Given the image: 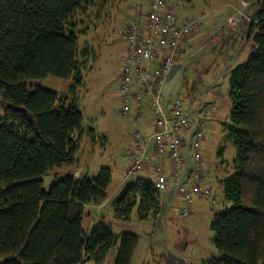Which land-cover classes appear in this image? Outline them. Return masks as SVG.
I'll use <instances>...</instances> for the list:
<instances>
[{
    "label": "trees",
    "instance_id": "16d2710c",
    "mask_svg": "<svg viewBox=\"0 0 264 264\" xmlns=\"http://www.w3.org/2000/svg\"><path fill=\"white\" fill-rule=\"evenodd\" d=\"M242 1L259 9L244 32L253 52L229 76L226 128L236 155L233 171L219 186L223 202L231 206L213 214L210 228L217 256L208 264H264V0ZM94 4L0 0V264H104L113 246L115 264H129L136 246L135 235L115 234L102 221L87 232L82 229L85 206L99 208L114 198L108 194L109 169L102 168L93 179L69 174L48 191L42 188L41 177L49 170L73 163L82 116L74 104L67 108L57 93L33 90L27 81L76 76L80 82L76 15ZM230 40L234 38L222 34L213 46L223 52L232 48L229 59L237 51L228 45ZM88 54L86 46L80 57ZM155 184L154 176L153 184L138 179L124 186L115 195V216L127 219L135 205L142 220L163 214L169 193L159 192ZM194 197L206 199L191 197L190 216ZM181 199L180 216L186 207Z\"/></svg>",
    "mask_w": 264,
    "mask_h": 264
},
{
    "label": "rangeland",
    "instance_id": "374dc122",
    "mask_svg": "<svg viewBox=\"0 0 264 264\" xmlns=\"http://www.w3.org/2000/svg\"><path fill=\"white\" fill-rule=\"evenodd\" d=\"M148 1L95 0L85 13H77L79 23L75 33L78 59L82 63L80 82L76 76L68 79L47 76L27 81V86L33 90L38 87L57 93L67 108L74 104L82 116L73 163L49 170L41 177L42 188L48 191L52 184L73 173L81 172L93 179L102 168H107L111 171L108 194L114 198L99 208L84 207L81 221L84 231L102 221L115 234L135 235L137 243L129 264H208L207 260L217 256L214 233L210 228L213 214L221 212L224 206H231V203L223 202L219 186V181L233 171L236 155L235 145L226 128L230 125L231 110L229 76L231 70L246 62L253 52L252 41H247L244 32L248 28L249 17L259 8L248 7L241 0H167L169 5L179 3L180 15H206L193 35L182 43L183 49L198 50V54L195 58L189 57L188 53L183 55L179 64L182 66L181 76L173 93L179 94L186 113L195 111L201 101L211 108L207 114L201 111L194 115L195 121L204 122V141L199 153L202 182L211 190V198L200 201L194 197L192 213L187 219L180 216L183 204L177 193L166 200L167 207L161 217L150 215L142 220L139 218V205H135L129 217L121 219L114 214L115 195L138 179L154 182L153 169L126 177L129 161L123 156L125 150L133 146V132L139 129L144 133L146 122L151 120L149 100L145 99L141 104L143 119L136 122L133 111L128 115L122 112L120 99L122 57L126 52L124 30L133 15V8L140 4L146 6ZM231 15L236 22L233 26L226 23ZM237 26L241 34H238ZM216 34L219 40L222 34L234 38L228 42L229 46H236L233 58L227 57L232 55V48L223 52L220 46L213 47L219 41ZM86 46L88 56L80 57ZM2 115L0 103V118ZM116 252V246H113L104 264H115ZM84 264L95 263L88 260Z\"/></svg>",
    "mask_w": 264,
    "mask_h": 264
},
{
    "label": "built area",
    "instance_id": "2783aa9c",
    "mask_svg": "<svg viewBox=\"0 0 264 264\" xmlns=\"http://www.w3.org/2000/svg\"><path fill=\"white\" fill-rule=\"evenodd\" d=\"M180 7L177 2L169 5L167 0H149L146 6L140 4L133 8L123 34L126 52L122 57L120 99L122 112L128 115L133 111L136 122L143 119L140 108L145 99L149 100L152 113L145 132L134 131L133 146L123 153L129 161L126 177L142 171L146 165H153L156 189L165 192L168 185L177 187L176 192L186 205L181 216L187 219L193 195L211 198V190L200 184L203 122L194 119L195 113L207 114L211 108L201 101L195 111L186 113L179 94L173 93L176 84L163 95L172 67L180 66L182 70L179 64L186 54L182 43L193 35L206 16L180 21ZM228 23L236 24L232 19ZM197 52L191 51L189 56Z\"/></svg>",
    "mask_w": 264,
    "mask_h": 264
},
{
    "label": "water",
    "instance_id": "95a60500",
    "mask_svg": "<svg viewBox=\"0 0 264 264\" xmlns=\"http://www.w3.org/2000/svg\"><path fill=\"white\" fill-rule=\"evenodd\" d=\"M248 8V7H246ZM241 21V19H240ZM181 74V68L180 66H174L172 67L170 73H169V81L166 83L164 89H163V95L166 96L174 87V85L176 84L177 80L179 79V76ZM177 191V187H175L171 194L168 197V200L171 199L172 196H174L176 194ZM165 205H167V202L165 203ZM161 217V215L159 216Z\"/></svg>",
    "mask_w": 264,
    "mask_h": 264
},
{
    "label": "crops",
    "instance_id": "0c3cea01",
    "mask_svg": "<svg viewBox=\"0 0 264 264\" xmlns=\"http://www.w3.org/2000/svg\"><path fill=\"white\" fill-rule=\"evenodd\" d=\"M241 2H242V0H241ZM190 17H192V16H189V15H186L185 13L184 14H181L180 15V21H183V20H185V19H187V18H190ZM231 17H233L232 15L231 16H228L227 17V19H226V23H227V21H228V19L229 18H231ZM216 38L219 40V38H218V36H216ZM185 50V49H184ZM191 51H194V49H190L189 51H186L185 50V53H188V54H190V52ZM190 57V56H189ZM193 57V56H192ZM152 171V170H151ZM79 172V171H78ZM74 174V176L76 177V178H78L79 176H81L82 175V173L81 172H79V173H73ZM203 183V182H202ZM204 184V183H203ZM174 188L171 186V185H169V188L166 190L169 194L168 195H170L171 194V192H172V190H173ZM200 201L201 200H204V199H199ZM207 200V199H206ZM199 202V201H198Z\"/></svg>",
    "mask_w": 264,
    "mask_h": 264
}]
</instances>
